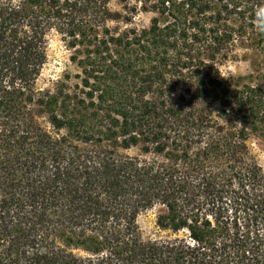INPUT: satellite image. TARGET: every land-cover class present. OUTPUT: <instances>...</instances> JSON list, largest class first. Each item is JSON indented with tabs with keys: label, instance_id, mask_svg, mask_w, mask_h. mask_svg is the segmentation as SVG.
I'll return each mask as SVG.
<instances>
[{
	"label": "trees",
	"instance_id": "trees-1",
	"mask_svg": "<svg viewBox=\"0 0 264 264\" xmlns=\"http://www.w3.org/2000/svg\"><path fill=\"white\" fill-rule=\"evenodd\" d=\"M110 1L0 0V264H264V0Z\"/></svg>",
	"mask_w": 264,
	"mask_h": 264
},
{
	"label": "rangeland",
	"instance_id": "rangeland-1",
	"mask_svg": "<svg viewBox=\"0 0 264 264\" xmlns=\"http://www.w3.org/2000/svg\"><path fill=\"white\" fill-rule=\"evenodd\" d=\"M128 2L131 4L134 3L133 0H128ZM110 7L113 10L122 11L119 0H111ZM151 15L152 13L150 12H138L133 18L132 25L137 27L147 26ZM113 24L114 23H111V25ZM119 25L122 28L124 27L123 23H120ZM238 52L240 53L239 50ZM70 54L71 50L66 46L61 36L52 32L48 38L47 61L37 79V87L39 89L53 88L55 82H57L65 74L73 75L75 73L76 69L74 64L70 61ZM249 68L250 61H246L242 58H238L237 60L229 59L220 67L219 76H227L228 73L244 74L249 70ZM218 108L219 107H217V109ZM247 144L254 160L261 167L262 172L264 173V142L258 137L252 135L248 139ZM129 152L135 153L136 150L132 148ZM157 213L158 208H152L142 212L138 216V225L143 239H159L171 235L168 231L161 230L156 225Z\"/></svg>",
	"mask_w": 264,
	"mask_h": 264
}]
</instances>
